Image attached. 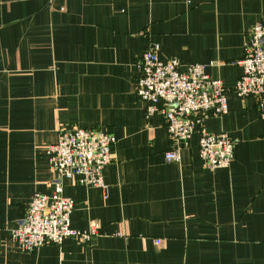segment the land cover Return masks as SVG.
Here are the masks:
<instances>
[{
  "label": "crops",
  "instance_id": "1",
  "mask_svg": "<svg viewBox=\"0 0 264 264\" xmlns=\"http://www.w3.org/2000/svg\"><path fill=\"white\" fill-rule=\"evenodd\" d=\"M261 21L264 0H0V264H264V120L234 93ZM153 44L222 83L228 113L203 129L233 142L229 168H203L199 127L165 162L164 118L135 88ZM74 129L116 139L106 189L61 181L70 228L94 234L23 252L10 231L52 194L48 147Z\"/></svg>",
  "mask_w": 264,
  "mask_h": 264
},
{
  "label": "built area",
  "instance_id": "2",
  "mask_svg": "<svg viewBox=\"0 0 264 264\" xmlns=\"http://www.w3.org/2000/svg\"><path fill=\"white\" fill-rule=\"evenodd\" d=\"M242 74L234 87L239 98H254L260 118L264 120V21L248 34L239 62ZM137 97L146 104L145 115L164 118L173 147L164 152L166 163H179L180 149L189 146L199 127L198 152L207 171L229 168L233 158V142L226 134H209L203 129L209 117L228 113L227 93L219 80L204 73L201 65L180 68L177 60L158 59V46L150 45L138 62ZM114 136L88 129L59 133L47 154L54 175L51 195L34 194L24 218L10 231V238L23 252L46 244L61 245L65 239L88 240L94 233L70 228L74 210L71 199L62 195V179L84 186L106 189L102 170L113 160ZM157 245L159 241L155 242Z\"/></svg>",
  "mask_w": 264,
  "mask_h": 264
}]
</instances>
